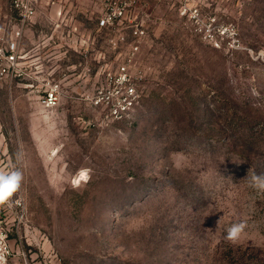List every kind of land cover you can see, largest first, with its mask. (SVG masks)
Segmentation results:
<instances>
[{
    "label": "rangeland",
    "instance_id": "1",
    "mask_svg": "<svg viewBox=\"0 0 264 264\" xmlns=\"http://www.w3.org/2000/svg\"><path fill=\"white\" fill-rule=\"evenodd\" d=\"M0 2L10 36L17 16ZM104 11L38 0L20 40L26 75L0 78V172L23 176L0 205L13 249L0 264H264V190L251 186L264 175V0H228L218 18L237 50L202 41L179 10L136 21L139 38L128 21L99 25ZM133 44L139 99L114 119L90 98ZM53 82L60 103L46 109Z\"/></svg>",
    "mask_w": 264,
    "mask_h": 264
},
{
    "label": "built area",
    "instance_id": "2",
    "mask_svg": "<svg viewBox=\"0 0 264 264\" xmlns=\"http://www.w3.org/2000/svg\"><path fill=\"white\" fill-rule=\"evenodd\" d=\"M38 0H11V7L16 13L18 23L14 26L12 35L6 33V28L0 22V78L23 77L26 72L20 61V40L23 34V25L32 19L36 13ZM133 0H107L106 9L100 17L99 25L110 26L117 20L125 18L126 10ZM190 0H184L179 7V14L186 16L191 22L194 33L199 38L215 48L229 46V50L241 49V41L237 29L233 25L220 22L214 15L202 13L199 5H190ZM3 8L0 2V21ZM135 38L145 33L139 22L130 25ZM124 39V37H121ZM138 45H131L130 51L123 61L117 65L116 73L106 87H98L91 96L90 102L98 107L108 109L114 119L126 118L139 99L136 84L132 81L131 68L134 65ZM62 88L59 82L48 84L43 97L42 105L46 109L58 106L61 99ZM22 206V202H17ZM19 219L24 217V209L20 207ZM6 232L0 227V260H6L12 255L13 249L6 238Z\"/></svg>",
    "mask_w": 264,
    "mask_h": 264
},
{
    "label": "crops",
    "instance_id": "3",
    "mask_svg": "<svg viewBox=\"0 0 264 264\" xmlns=\"http://www.w3.org/2000/svg\"><path fill=\"white\" fill-rule=\"evenodd\" d=\"M93 12H102L106 9L107 0H88ZM184 0H133L132 4L127 7L125 18L121 21L127 26L134 21L149 24L153 20L161 23L169 20L168 14H178V9ZM228 0H190V5H199L202 13L214 15L219 20L227 17ZM219 9V13L217 10ZM223 10V17H222Z\"/></svg>",
    "mask_w": 264,
    "mask_h": 264
},
{
    "label": "clouds",
    "instance_id": "4",
    "mask_svg": "<svg viewBox=\"0 0 264 264\" xmlns=\"http://www.w3.org/2000/svg\"><path fill=\"white\" fill-rule=\"evenodd\" d=\"M23 176L19 170L10 173L0 172V205L10 203L11 198L18 192L22 185ZM251 186L264 190V175H253ZM243 223L233 224L227 232L226 239L235 242L243 232Z\"/></svg>",
    "mask_w": 264,
    "mask_h": 264
}]
</instances>
